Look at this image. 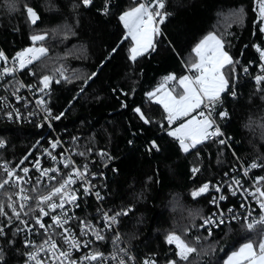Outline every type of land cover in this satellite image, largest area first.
Returning a JSON list of instances; mask_svg holds the SVG:
<instances>
[{
  "label": "trees",
  "instance_id": "trees-1",
  "mask_svg": "<svg viewBox=\"0 0 264 264\" xmlns=\"http://www.w3.org/2000/svg\"><path fill=\"white\" fill-rule=\"evenodd\" d=\"M151 2L167 15L154 47L135 60L133 40L120 20L141 4L135 0H92L88 6L82 0H0V45L12 57L26 49H46L21 74L31 70L33 77L27 79L36 84L49 77L45 97L59 117L56 128L70 141L73 159L100 177L105 208L122 213L113 236L121 235V247L136 256L123 258L126 263L225 264L243 244L264 240V225L248 229L236 220L209 235L204 224L216 210L211 200L226 173L242 165L257 179L264 176V80L256 81L264 76L260 0H163V9L157 0ZM27 8L37 14L35 23ZM210 33L221 39L233 61L223 68L228 90L212 109L229 143L206 139L184 152L168 134L180 121L170 125L164 106L149 93L168 87L181 94V85L172 83L193 72L194 49ZM33 36L44 38L33 41ZM41 136L32 125L0 121V137L8 143L0 149V183L7 180L1 162L15 164L34 155ZM253 163L261 168L254 170ZM259 182L264 191V180ZM204 184L208 190L193 197ZM10 204L18 212L9 182L0 188L6 213L0 215V229H5L0 253L6 264H22L20 237L15 226L9 227L17 217ZM97 207L90 198L81 200L79 218L91 220ZM169 235L196 249L188 260L179 259ZM109 248V241L100 247Z\"/></svg>",
  "mask_w": 264,
  "mask_h": 264
},
{
  "label": "built area",
  "instance_id": "built-area-1",
  "mask_svg": "<svg viewBox=\"0 0 264 264\" xmlns=\"http://www.w3.org/2000/svg\"><path fill=\"white\" fill-rule=\"evenodd\" d=\"M135 1L146 5L150 4L151 8H154L152 0ZM155 21L156 26L161 30L157 17ZM0 50L7 57L6 61L0 59V119L4 117L8 120V123L32 125L42 132L39 143L41 146L40 151L36 155H28L15 164L7 160L1 162L7 180L15 189L19 219L16 217L9 227L15 226L17 235L20 237L21 246L24 250V262L22 264H38V262L39 264H70L71 261H75L76 264H121V261H123V264H129L123 258H133L136 257L135 254L121 247V235L113 236L114 233L117 234L122 213H111L105 208L102 202L105 201L106 195L104 189H102L103 183L100 177L95 172L86 169L85 165H81L73 159L75 151L70 146V141L65 133L56 129L55 117L46 101L45 95L48 87L45 88L43 83L28 82L27 76L21 74L22 70L28 69L35 60L24 68H20L18 60L14 59L16 57H10L1 45ZM28 55L31 56L32 54ZM4 68H12L14 71L5 74ZM28 74L33 76L31 71ZM187 75L191 77L190 72ZM179 85V81L172 83L175 88ZM173 93H176V90ZM212 108L213 103H209L205 99L202 106L195 111V114L198 116L199 121L208 116L213 122L212 127L208 130L210 133L217 127L222 133L218 136H209L207 140L221 138L227 144L229 138L224 135L221 128L216 124ZM201 111L204 112L205 116L199 115ZM173 124L174 122L170 125ZM0 141H3V146H0V149L8 146L7 141L1 137ZM54 142H58L55 148L52 147ZM52 157H55V159ZM37 162H39V168H37ZM24 168L29 170L27 174L23 171ZM260 168L261 166L257 165L253 169L258 170ZM52 169L56 171H48L46 175H42L43 170ZM77 170L83 174V178L76 175ZM8 171L13 172L14 175L9 177ZM251 171V168L241 165L234 173H226L225 179L216 184L215 193L211 200V205L216 210L210 215L215 223L205 224L204 222L208 230L213 232L226 222L236 220L243 221L247 226L248 223L259 220L261 216H264V209L260 207L261 202H264V197H260L256 191L257 188L261 189L259 181L262 179L254 177ZM70 174L75 183L68 184L61 194L54 196L52 201L49 202L59 204L61 196L67 193L63 209L57 208L52 211L47 203H40L39 198L41 196L48 195L54 188L59 187L61 183L68 179ZM104 174L102 173L101 176L103 179ZM17 176L21 178L19 181L16 180ZM236 181H239V183L237 184ZM86 188L89 190L88 192H85ZM217 188L220 190L217 191ZM21 189H23V192L20 191ZM96 193H99V197ZM23 195L30 197V199L22 200L21 196ZM73 195L77 199L74 202H67ZM220 196H224L225 199L220 200ZM85 198H90L98 204L91 220L79 218L78 211L81 200ZM22 204L24 205L23 208L21 207ZM40 208H43L49 215L44 216L40 212ZM118 213L119 215H117ZM53 216L59 217L62 223L67 220V223H63V227H59L52 220ZM113 216L116 217L115 222L106 218ZM38 218L46 225L45 228H41L36 223ZM221 220L223 223L220 222ZM259 225L264 224H256L255 227ZM97 233L103 236L104 239H97ZM4 234L5 229H3V234H0V241ZM65 236L74 237L79 242V247L71 246L70 242L65 241ZM45 241H49V243L46 244ZM107 241H109L110 248L109 251L105 252L100 247L102 243ZM52 242L56 244L55 249L51 247ZM85 244H87L86 247ZM61 251L69 253L67 259L60 256ZM93 253H102L103 255L97 260L83 259V257ZM30 254L36 258L30 259ZM146 262L140 264H146ZM6 263V258L0 253V264ZM147 264L151 263L147 262Z\"/></svg>",
  "mask_w": 264,
  "mask_h": 264
},
{
  "label": "snow or ice",
  "instance_id": "snow-or-ice-1",
  "mask_svg": "<svg viewBox=\"0 0 264 264\" xmlns=\"http://www.w3.org/2000/svg\"><path fill=\"white\" fill-rule=\"evenodd\" d=\"M82 3L85 6H88L92 3V0H82ZM158 8L163 9L164 3L163 0H157ZM27 13L31 18L32 23L36 22L38 19L37 14L32 8H27ZM259 14L262 21H264V0H260L259 2ZM167 14H162L161 11L151 8V5H146L144 3L139 4L138 7L131 9L123 13L120 16V20L123 21L124 26L128 29V34L132 36V39L136 41L137 47H133L131 49V58L133 60L136 59L138 55H141L143 52L147 51L149 47H154L152 42V34H159V28L155 27V18L160 17L159 23H163L164 18ZM261 31L264 32V28H261ZM44 37L42 36H33L32 40L37 41L41 40ZM143 39V43L141 42ZM211 42V44L209 43ZM222 43L217 37L213 34H209L202 40L194 49L196 55L200 58L199 63L192 64V68L195 69L199 75L195 77L194 80L190 79L188 76H183L180 78L179 83L183 88V93L179 94L178 96H172L171 93H167L166 96L161 97L159 99V103L164 105V109L167 112V120L169 124H172L174 121L179 119L180 117L188 116L190 112L193 110L200 108L201 104L204 102L206 98L209 103L217 102L220 99L221 93L228 90V79L222 74L221 69L224 66L232 65L233 61L231 57L228 56L226 52L222 51ZM259 50V49H258ZM46 49H26L24 52L17 53L16 58L19 62L20 68H24L27 64L32 63L33 60L38 59L39 55L43 54ZM115 51V49L113 50ZM28 53L32 55L29 56ZM218 53V55H216ZM261 57L264 58V52H261ZM0 59L7 60L5 57L4 52L0 50ZM5 74H9L14 71L12 68H4L3 69ZM246 71V70H245ZM166 79H175L174 76H169ZM264 80V76H257L256 81L259 83ZM44 87L47 88L49 85V77L45 76L43 78ZM159 91V89L157 90ZM155 93H149V96H154ZM137 112H140V109H136ZM62 115V114H61ZM200 116H205L204 112L201 111L199 113ZM211 114L209 113V116ZM220 116H226V112H221ZM55 119H59V117H55ZM147 122V121H145ZM212 121L209 119L208 116L202 121H196L195 118L189 120L187 123L181 124L179 127L175 128L174 130L170 131L168 134L170 136L176 137L179 142L182 150L184 152H188L190 148H195L197 144L202 143L206 140L209 136H218L222 135L220 129L217 127L213 132H209L208 129L212 127ZM190 141V142H186ZM58 142L52 143V147L55 148ZM220 143H224L223 140ZM0 146H3V141H0ZM153 148H156V145L153 143ZM51 155V153H49ZM55 159V157H52ZM67 167V165H65ZM251 167L255 168L257 165L253 163ZM37 168H39V162H37ZM7 171V169H6ZM23 171L25 174L29 171L27 168H24ZM48 171H56L55 169L52 170H43L42 175H46ZM193 171H198V169H193ZM14 175L13 172L8 171V176L12 177ZM76 175L81 176L83 178V174L76 171ZM21 178L16 177V180L19 181ZM54 179V177H53ZM264 180V177L261 178ZM9 183V180L3 181L0 183V188H3L5 184ZM75 183L70 174L68 179L65 180L63 183L60 184L59 187L54 188L48 195L41 196L40 203H47L48 207L55 211L57 208H64L65 204V197L67 193L61 196L60 203L57 204L55 202L49 203L52 201L54 196H57L63 192L65 187L70 184ZM238 184L239 181H236ZM209 188L208 184H204L200 187L197 191L192 193L193 197H197L202 193L206 192ZM220 189L217 188V191ZM23 192V189L20 190ZM89 190L86 188L85 192ZM256 191L259 193L260 197H264V191L257 188ZM97 197H99V193H96ZM22 200H28L30 197L23 195L21 196ZM77 199L76 196H71V198L67 202H74ZM220 200L225 199L224 196L219 197ZM215 202V201H213ZM9 207H12L13 213L19 219V213L16 212L15 207L11 204ZM21 207L23 208L24 205L22 204ZM261 209H264V202L260 204ZM40 212L47 216L49 215L48 212H45L43 208H40ZM126 214V213H125ZM0 215H6L4 212L3 206L0 205ZM119 215V213L117 214ZM107 219H111L115 222L116 217H106ZM235 218V217H233ZM52 220L59 226L63 227V223H67V220H64L63 223L61 222L60 218L57 216H53ZM223 223V221H220ZM36 223L40 225L41 228H45L46 225L41 222V219L38 218ZM83 223V222H82ZM215 223L211 219V217L205 219V224ZM256 224H264V216H261L259 220H255L251 223L247 224L248 229H253ZM67 231V230H65ZM0 234H3V229H0ZM209 235H211V230H209ZM97 239H104L103 236H100L97 233ZM65 241L70 242L71 246L79 247V242L73 237L70 238L65 236ZM167 242L169 244L175 243L177 249L179 250L177 255L179 256L180 260H188L189 254L196 251L195 248L190 247L186 244L179 236L169 235L167 237ZM45 243H49V241H45ZM87 244H85V247ZM51 247L53 249L56 248L55 242L51 243ZM102 253H93L88 256L83 257L84 260H97L99 257H102ZM60 256L65 257L66 259L69 256V253L61 251ZM36 257L30 254V259H35ZM39 264V262H38ZM70 264H76L75 261H71ZM123 264V261H121ZM147 264V262H146ZM151 264H155V262H151ZM168 264H178L177 261L172 260L169 261ZM226 264H264V240L260 241L258 244V250L254 247L251 241L243 244L238 252H233L231 256H229L228 261Z\"/></svg>",
  "mask_w": 264,
  "mask_h": 264
},
{
  "label": "rangeland",
  "instance_id": "rangeland-1",
  "mask_svg": "<svg viewBox=\"0 0 264 264\" xmlns=\"http://www.w3.org/2000/svg\"><path fill=\"white\" fill-rule=\"evenodd\" d=\"M138 6H139V5H138ZM138 6H137V7H138ZM123 25H124V23H123ZM154 26L157 27L156 24H155ZM124 27H125V26H124ZM125 28H126V27H125ZM126 31H127V34H128V29H127V28H126ZM210 34H213V33H210ZM128 35H129V34H128ZM213 35H215V34H213ZM129 36L132 38L131 35H129ZM207 36H208V35H207ZM215 36L217 37V39H219V40L221 41V39H220L217 35H215ZM132 40H133V39H132ZM154 40H155V33L152 34V42H153V44H154ZM203 40H204V39H203ZM141 42L143 43V39H141ZM209 43L211 44V42H209ZM221 43H222V46H223V47H222V51H223V52H226V50L224 49V45H223V42H222V41H221ZM133 47H137L136 41H134V40H133ZM133 47H132V48H133ZM151 48H152V47H149L148 50H150ZM148 50H147V51H148ZM145 52H146V51H145ZM145 52H143V53H145ZM143 53H142V54H143ZM226 53H227V52H226ZM28 54H31V53H28ZM227 54H228V53H227ZM216 55H218V53H216ZM228 56L231 57L230 54H228ZM199 59H200V58L198 57V62H197V63H199ZM231 59H232V58H231ZM263 61H264V59H263ZM226 65H227V64H226ZM226 65H225V66H226ZM225 66H224V67H225ZM192 71L194 72V75H193L191 78H190V77H189V78L192 79V80H194L195 77L199 75V73H198L195 69H193V68H192ZM221 72H222V74L224 75V73H223V68L221 69ZM224 76H225V75H224ZM180 87H181V86H180ZM180 91H181V94H182V93H183V88H182V87L180 88ZM169 92L171 93L172 96H177V95H174V94H173V92H172V90H171L170 88H168V87H163L159 92H156V94H155V98H154V99L158 102L159 99H160L161 97L166 96V94L169 93ZM223 93H225V92H223ZM223 93H221L220 96H222ZM205 99H206V98H205ZM205 99H204V101H205ZM203 103H204V102H203ZM203 103H202V104H203ZM161 104H162V103H161ZM202 104H201V106H202ZM162 105H163V104H162ZM163 106H164V105H163ZM201 106H200V107H201ZM197 109H199V108H197ZM197 109H195V110H193L192 112H190L188 116L180 117V120H179L180 122H178L177 125H176L175 127H173L170 131H172V130H174L175 128L179 127L181 124L187 123L189 120H191V119H193V118H195L196 121H199L198 116L195 114V111H196ZM176 121H178V119H177ZM176 121H174V122H176ZM208 130H209V129H208ZM204 141H205V140H204ZM186 142H190V141H186ZM190 149H192V148H190ZM174 244H175V243H174ZM175 245H176V244H175ZM238 251H239V249H238L237 251H235V252H238ZM231 255H232V254H231ZM231 255H230V256H231ZM228 258H229V257H228ZM228 258L226 259L225 264H226V262L228 261Z\"/></svg>",
  "mask_w": 264,
  "mask_h": 264
},
{
  "label": "bare ground",
  "instance_id": "bare-ground-1",
  "mask_svg": "<svg viewBox=\"0 0 264 264\" xmlns=\"http://www.w3.org/2000/svg\"><path fill=\"white\" fill-rule=\"evenodd\" d=\"M9 55V54H8ZM10 56V55H9ZM10 57H12V56H10ZM13 58V57H12ZM31 70H28V73L30 72ZM27 73V76H29L30 78H32L33 76H30V74H28ZM191 73V77L194 75V72H190ZM27 81L28 82H30V79H27ZM33 83V82H32ZM43 83V81L41 82V83H37V84H42ZM34 84H36V83H34ZM50 86H51V82H50V80H49V85H48V89L50 88ZM213 105H214V103H213ZM213 109V108H212ZM53 112V111H52ZM0 121H4V122H7L8 123V120L6 119V118H4V117H2L1 119H0ZM55 123V122H54ZM13 124V123H12ZM57 129V128H56ZM58 130V129H57ZM40 150H38L34 155H36L38 152H39ZM33 156V155H32Z\"/></svg>",
  "mask_w": 264,
  "mask_h": 264
},
{
  "label": "crops",
  "instance_id": "crops-1",
  "mask_svg": "<svg viewBox=\"0 0 264 264\" xmlns=\"http://www.w3.org/2000/svg\"><path fill=\"white\" fill-rule=\"evenodd\" d=\"M178 120H180V118H179ZM253 245H254V247H256L257 250H258V245L254 244V243H253ZM239 249H240V248H239Z\"/></svg>",
  "mask_w": 264,
  "mask_h": 264
}]
</instances>
